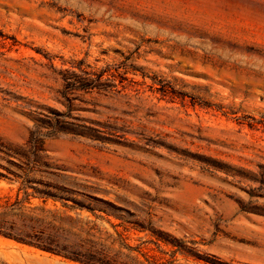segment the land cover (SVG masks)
Wrapping results in <instances>:
<instances>
[{
  "label": "rangeland",
  "instance_id": "374dc122",
  "mask_svg": "<svg viewBox=\"0 0 264 264\" xmlns=\"http://www.w3.org/2000/svg\"><path fill=\"white\" fill-rule=\"evenodd\" d=\"M18 199L12 233L69 253L264 264V0H0ZM0 264L81 263L0 234Z\"/></svg>",
  "mask_w": 264,
  "mask_h": 264
},
{
  "label": "trees",
  "instance_id": "16d2710c",
  "mask_svg": "<svg viewBox=\"0 0 264 264\" xmlns=\"http://www.w3.org/2000/svg\"><path fill=\"white\" fill-rule=\"evenodd\" d=\"M88 80V84L86 86V88H89L91 86H93L94 82H91L90 78H87ZM90 82V83H89ZM12 173V172H9ZM28 196H30V194L27 193ZM21 200H17L16 203L14 204H8L6 206H2L0 205V211L2 208L5 209H14L16 208L19 204H21ZM7 222H5L4 220H2L0 218V234L9 238V239H14L16 241H18L19 243H22L24 245H28L31 247H34L36 249L45 251V252H49L58 256H62L70 261H74L77 263H81V264H121L115 260L110 259L108 256L104 255V254H99V253H92V254H80L77 251H74L72 253L67 252L65 249H60L59 246H56L55 244H52L50 242H45L43 241L40 237L37 236H16L12 233V231L10 229L12 228H8L7 227ZM155 236L157 237L158 240L163 241L164 243H166L167 245H172L173 247H175V251L174 253H182V254H186L188 252H186L184 250V248L178 244L177 242L173 241V240H169V238L163 236L162 234L158 233L155 234ZM205 261L207 263L210 264H250V263H243V262H235L234 260L231 261H224L220 258H215L213 260H210L209 258L205 259ZM168 264H172L171 262Z\"/></svg>",
  "mask_w": 264,
  "mask_h": 264
}]
</instances>
